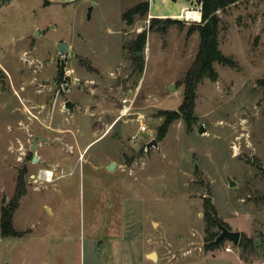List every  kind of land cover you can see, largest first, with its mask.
<instances>
[{
    "label": "rangeland",
    "instance_id": "rangeland-1",
    "mask_svg": "<svg viewBox=\"0 0 264 264\" xmlns=\"http://www.w3.org/2000/svg\"><path fill=\"white\" fill-rule=\"evenodd\" d=\"M144 1L0 0V264H264V0L216 11L234 65L215 62L191 124L174 117L163 133L161 112H178L199 52L201 11L123 19ZM184 3L201 8L150 0V11L169 18ZM20 182L19 235L3 236ZM206 198L241 232L238 246H207L219 229Z\"/></svg>",
    "mask_w": 264,
    "mask_h": 264
},
{
    "label": "trees",
    "instance_id": "trees-1",
    "mask_svg": "<svg viewBox=\"0 0 264 264\" xmlns=\"http://www.w3.org/2000/svg\"><path fill=\"white\" fill-rule=\"evenodd\" d=\"M235 0H200L201 4V24L197 25V30L200 35V48L197 55V58L188 71L185 79V96L184 100L178 110V112L171 113L164 111L161 112L165 117V121L160 127V132L163 133L174 117H182L187 124H191L194 118V108L196 100V88L198 83L205 77L216 80L217 72L215 71L213 64L215 62L224 64V65H234V62L231 58L225 56L218 47V32L220 25V18L217 16L216 11L224 9L226 5ZM150 11V1L146 0L136 8H131L126 11L123 15V19L128 23H131L135 15L140 14L141 12L149 14ZM178 21V18H161V17H152V22H170ZM146 42V32L139 34L134 45L136 51H142ZM135 54V56H136ZM136 58H138L136 56ZM140 60H138L139 62ZM140 64V63H139ZM142 68V66H141ZM24 194V191L21 186V182L18 185L16 193L14 195V201L10 203L7 208H3L2 219H1V234L3 236H18L13 226V214L14 210L19 204L20 198ZM204 209L207 217L216 224L217 211L214 207V204L209 198H206L204 201ZM217 225V224H216ZM219 233L214 235V238L211 239V242L207 244L209 247H214L215 244L213 241L218 236ZM246 240V238H243ZM243 243V242H242Z\"/></svg>",
    "mask_w": 264,
    "mask_h": 264
},
{
    "label": "water",
    "instance_id": "water-1",
    "mask_svg": "<svg viewBox=\"0 0 264 264\" xmlns=\"http://www.w3.org/2000/svg\"><path fill=\"white\" fill-rule=\"evenodd\" d=\"M6 2H10L11 0H5ZM69 51V47L65 44H59V52L64 54L66 52ZM142 52H137L136 56L139 57L141 56ZM65 107L67 109H73L75 107V104L71 101L68 100L65 103ZM205 132V129L203 128V126L201 125L199 127V133L203 134ZM158 142L156 139L152 140L151 142H149L148 147H152V146H157ZM39 146V142L37 139L33 140V144L31 146V149L33 150H37ZM34 161H38V157L35 156L34 157ZM115 167V162H111L110 165L107 167L108 170H113ZM235 184L234 181H230V186H233ZM216 224L217 227L219 229V234L218 236L215 238V240L213 241L215 244L219 243L220 241L223 240H227L229 242H231L233 245L238 246L240 243V238H241V232L239 231H235V230H231L229 229L227 226H225L222 222L216 220ZM106 251V250H105ZM148 256H150L151 258H156V253L152 252L150 253Z\"/></svg>",
    "mask_w": 264,
    "mask_h": 264
},
{
    "label": "crops",
    "instance_id": "crops-1",
    "mask_svg": "<svg viewBox=\"0 0 264 264\" xmlns=\"http://www.w3.org/2000/svg\"><path fill=\"white\" fill-rule=\"evenodd\" d=\"M150 1V0H149ZM191 1V0H190ZM189 7L187 6V5H185V3L184 4H181V5H179V7H178V9L175 11H173L172 13H170V17H172V18H179L180 17V15H181V13L182 12H184L185 10H187ZM158 11L157 10H155L154 11V7L152 8V12L151 11H149V15L151 16V17H154V15H156L157 14V16H163V15H161V14H158L157 13ZM162 18H164V17H162ZM99 138H97V139H95V140H93V141H91V143L89 144V146L93 143V142H95V141H97Z\"/></svg>",
    "mask_w": 264,
    "mask_h": 264
},
{
    "label": "built area",
    "instance_id": "built-area-1",
    "mask_svg": "<svg viewBox=\"0 0 264 264\" xmlns=\"http://www.w3.org/2000/svg\"><path fill=\"white\" fill-rule=\"evenodd\" d=\"M200 10H201V8H199V10H197V11H188V9H187V10H185V12L190 14V15H192V16H194V17H196V14L197 13L199 14ZM183 17H186L187 19H190V18H188L187 15L183 16ZM191 20H198V19L197 18H193ZM141 129H142V131H145L146 130V126L143 125ZM134 138H135V136H134ZM226 251H232L231 247H226Z\"/></svg>",
    "mask_w": 264,
    "mask_h": 264
},
{
    "label": "bare ground",
    "instance_id": "bare-ground-1",
    "mask_svg": "<svg viewBox=\"0 0 264 264\" xmlns=\"http://www.w3.org/2000/svg\"><path fill=\"white\" fill-rule=\"evenodd\" d=\"M183 14H185V11L184 12H182V14L180 15V17L183 15ZM187 15H188V18H190V19H193V18H199V14L197 13L196 14V17H194V16H192V15H190V14H188L187 13ZM186 18V17H185ZM44 174V177H50L51 176V173L50 172H44L43 173Z\"/></svg>",
    "mask_w": 264,
    "mask_h": 264
}]
</instances>
